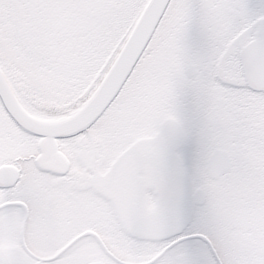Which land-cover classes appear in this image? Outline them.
Here are the masks:
<instances>
[{
  "label": "snow or ice",
  "instance_id": "1",
  "mask_svg": "<svg viewBox=\"0 0 264 264\" xmlns=\"http://www.w3.org/2000/svg\"><path fill=\"white\" fill-rule=\"evenodd\" d=\"M0 264H264V0H0Z\"/></svg>",
  "mask_w": 264,
  "mask_h": 264
}]
</instances>
